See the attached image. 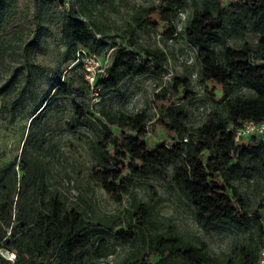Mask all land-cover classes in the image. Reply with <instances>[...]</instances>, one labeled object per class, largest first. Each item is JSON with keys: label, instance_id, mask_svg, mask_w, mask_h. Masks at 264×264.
Segmentation results:
<instances>
[{"label": "trees", "instance_id": "trees-1", "mask_svg": "<svg viewBox=\"0 0 264 264\" xmlns=\"http://www.w3.org/2000/svg\"><path fill=\"white\" fill-rule=\"evenodd\" d=\"M142 1L67 5L59 0L66 44L61 63L68 68L52 79L31 112L19 171L14 165L0 167V248L16 253L13 262L0 257V264H98L115 255L117 245L130 249L121 264L258 263L264 196L251 210L236 182L264 185V141L236 144L228 128L244 121L264 123V0ZM106 12L122 17L120 34L112 35V27L101 20ZM160 30L166 39L182 37L195 49L194 63H183V73L155 95L159 116L152 128L168 137V147L144 140L150 121L145 111L128 114L101 105L109 93H120L127 78L167 74V52L138 44L141 34ZM249 34L255 36L252 43L246 40ZM80 50L105 65L106 77L95 81L99 102L94 105L86 71L77 62ZM108 50L114 54L106 63L100 56ZM216 89L220 94L214 97ZM57 98L70 99L69 132L77 126L90 129L84 142L88 179L122 208L117 214L86 213L80 203L88 201L87 195L79 193L78 202L69 205L62 192L51 189L58 148L49 146L47 135L50 120L59 118ZM194 103L210 107L200 124L190 126ZM86 187L94 193L89 182ZM166 200L182 205L204 233L230 230L228 252L212 253L201 236L182 232L173 216H161Z\"/></svg>", "mask_w": 264, "mask_h": 264}, {"label": "rangeland", "instance_id": "rangeland-1", "mask_svg": "<svg viewBox=\"0 0 264 264\" xmlns=\"http://www.w3.org/2000/svg\"><path fill=\"white\" fill-rule=\"evenodd\" d=\"M143 4L142 0H129ZM63 8L59 0H0V167L14 165L18 172L19 160L23 142L27 135L30 115L41 97L49 89L52 79L67 70L68 64L61 63L66 51V44L60 35L61 16ZM184 13L180 15L183 19ZM101 20L112 27L111 34H120L123 27V19L111 13H105ZM181 26L178 25L177 32ZM248 42H254L255 36L248 35ZM141 46L161 47L169 57L166 65L167 74L161 78L147 76L142 78H127L120 88V93H109L102 106L112 110H121L128 114H136L145 111L149 118L147 124L148 133L144 139L149 145L165 143L168 147V137L160 128H152V123L159 116L155 95L162 90L172 76L183 73V63H194L195 49L182 37L166 39L162 31H156L150 35L141 34L138 39ZM114 51H104L101 58L106 63L110 62ZM195 72L192 73V84L195 85ZM202 95V91L195 87ZM220 93L216 89L214 97ZM60 105L58 120H50L48 137L51 145L58 148L52 158L55 176L51 189L62 192L69 205L77 201L78 194L87 195V204L80 206L90 213V209L96 213L111 216L122 210L113 203L107 194L94 187L88 179L87 164L88 153L85 147V138L90 134V129L77 126L75 133L67 130V124L73 123L70 118L71 108L69 98H57ZM80 101L85 99L80 97ZM210 104L189 106L191 112L188 120L190 126H197L204 119ZM247 141V140H246ZM52 151H54L52 149ZM68 174L69 179L65 177ZM89 182L94 193L87 192L86 183ZM238 192L247 195V206L253 210L264 196V185L253 188L245 180L236 182ZM158 193L166 197L163 187H157ZM138 191V190H137ZM139 192V191H138ZM142 195V192H139ZM17 199L16 197L14 198ZM124 201L122 202V206ZM163 217H174L175 223L182 232L194 233L203 238L214 254H224L230 249L233 242V233L230 230L221 229L204 233L197 227L191 214L176 201L166 200L159 208ZM109 239V238H108ZM112 242V240L110 239ZM15 254V251H10ZM130 252L127 246H116V253L112 257L99 261L98 264H121L125 256ZM157 264V260H153Z\"/></svg>", "mask_w": 264, "mask_h": 264}, {"label": "built area", "instance_id": "built-area-1", "mask_svg": "<svg viewBox=\"0 0 264 264\" xmlns=\"http://www.w3.org/2000/svg\"><path fill=\"white\" fill-rule=\"evenodd\" d=\"M66 4L75 3L77 0H65ZM77 62L81 63L82 67L86 71L85 80L91 87L90 102L92 105L99 102L98 90L95 87V81L97 77H106L105 65L102 64L101 59L91 55L89 56L84 51L80 50L77 54ZM228 130L232 133L234 142L241 144L246 142L249 138H258L264 141V123H254L252 121H244L236 128L229 127ZM0 257L13 262L15 260V254L0 248ZM257 264H264V246H262Z\"/></svg>", "mask_w": 264, "mask_h": 264}]
</instances>
